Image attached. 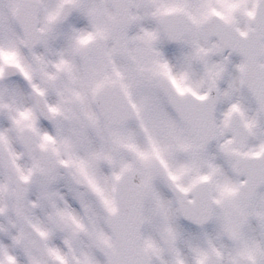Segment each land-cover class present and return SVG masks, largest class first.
Masks as SVG:
<instances>
[{
    "label": "snow or ice",
    "instance_id": "obj_1",
    "mask_svg": "<svg viewBox=\"0 0 264 264\" xmlns=\"http://www.w3.org/2000/svg\"><path fill=\"white\" fill-rule=\"evenodd\" d=\"M0 264H264V0H0Z\"/></svg>",
    "mask_w": 264,
    "mask_h": 264
}]
</instances>
